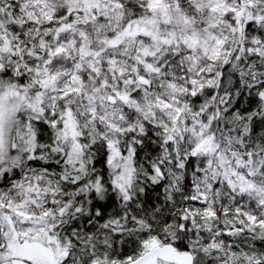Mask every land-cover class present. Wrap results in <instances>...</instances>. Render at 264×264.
I'll return each mask as SVG.
<instances>
[{
  "label": "snow or ice",
  "instance_id": "1",
  "mask_svg": "<svg viewBox=\"0 0 264 264\" xmlns=\"http://www.w3.org/2000/svg\"><path fill=\"white\" fill-rule=\"evenodd\" d=\"M0 264H264V0H0Z\"/></svg>",
  "mask_w": 264,
  "mask_h": 264
}]
</instances>
